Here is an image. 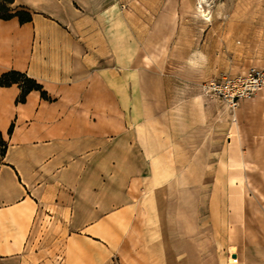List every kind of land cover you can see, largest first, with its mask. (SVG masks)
<instances>
[{
    "label": "crops",
    "instance_id": "1",
    "mask_svg": "<svg viewBox=\"0 0 264 264\" xmlns=\"http://www.w3.org/2000/svg\"><path fill=\"white\" fill-rule=\"evenodd\" d=\"M14 1L0 75L46 97L0 87V264H264V89L197 94L196 58L165 69L117 0Z\"/></svg>",
    "mask_w": 264,
    "mask_h": 264
},
{
    "label": "rangeland",
    "instance_id": "2",
    "mask_svg": "<svg viewBox=\"0 0 264 264\" xmlns=\"http://www.w3.org/2000/svg\"><path fill=\"white\" fill-rule=\"evenodd\" d=\"M117 6L135 38L162 52L165 69L177 58H196L197 94L221 103L203 92L205 84L264 70V0H117ZM165 82L172 99L189 95L176 77L167 75Z\"/></svg>",
    "mask_w": 264,
    "mask_h": 264
},
{
    "label": "built area",
    "instance_id": "3",
    "mask_svg": "<svg viewBox=\"0 0 264 264\" xmlns=\"http://www.w3.org/2000/svg\"><path fill=\"white\" fill-rule=\"evenodd\" d=\"M262 89L264 70L257 68H250L244 74L226 76L203 86L206 95L220 100L231 113L239 107L241 101L251 98ZM231 263H238L236 256L231 257Z\"/></svg>",
    "mask_w": 264,
    "mask_h": 264
},
{
    "label": "trees",
    "instance_id": "4",
    "mask_svg": "<svg viewBox=\"0 0 264 264\" xmlns=\"http://www.w3.org/2000/svg\"><path fill=\"white\" fill-rule=\"evenodd\" d=\"M14 3V0H0V19L10 20L17 18L21 25L31 22L33 14L29 9L25 6H14ZM12 85H17L21 90L17 98L18 103H23L31 91H40L41 96L43 98L46 97V93L42 91V87L24 73L11 70L0 75V87H10ZM10 132L11 129L9 130ZM6 151L7 143L4 141L0 132V160L5 157Z\"/></svg>",
    "mask_w": 264,
    "mask_h": 264
},
{
    "label": "bare ground",
    "instance_id": "5",
    "mask_svg": "<svg viewBox=\"0 0 264 264\" xmlns=\"http://www.w3.org/2000/svg\"><path fill=\"white\" fill-rule=\"evenodd\" d=\"M202 14H203V17H206L207 18V16L203 13V11H202Z\"/></svg>",
    "mask_w": 264,
    "mask_h": 264
}]
</instances>
